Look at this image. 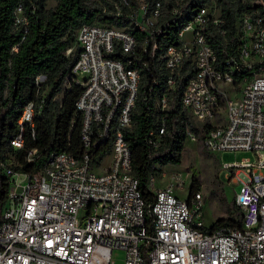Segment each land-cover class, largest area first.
I'll use <instances>...</instances> for the list:
<instances>
[{
    "label": "built area",
    "instance_id": "2783aa9c",
    "mask_svg": "<svg viewBox=\"0 0 264 264\" xmlns=\"http://www.w3.org/2000/svg\"><path fill=\"white\" fill-rule=\"evenodd\" d=\"M107 1L111 16L125 18L140 37L125 27L100 24H83L74 31L76 54L67 79L79 87L73 108L79 117L80 151L50 153L39 166L24 171L21 164L0 161V175L7 181L0 207V264H264V0H251L239 12L235 45L222 66L206 37L208 28L224 35L215 0L196 7L189 19H179L175 43L160 51L154 37L170 23L162 28L157 23L166 0H151V8L147 0H132L136 8L125 14L121 8L129 7L128 0ZM179 4L173 0L169 8L172 20L181 15ZM12 28L26 31L19 4L12 12ZM116 51L124 60L113 56ZM145 57L155 59L165 72V87L152 99L153 111L164 114L168 95L186 79L179 106L193 122L205 125L204 148L255 154L254 161L221 164L227 180L238 185L233 203L241 213L240 227L207 232L200 191L185 199L175 195L184 188L178 172L161 187L156 186L158 174L150 172L147 189L153 199L144 203L121 131L130 127L141 82L132 63L142 59L148 69ZM68 86L64 80L63 90ZM41 102L21 108L14 123L17 134L8 141L12 149L22 148L24 129L32 136ZM164 126L161 119L148 131L150 149L160 145ZM185 138L196 142L188 130ZM106 142L107 153L93 162ZM35 153L26 150L24 163L31 166Z\"/></svg>",
    "mask_w": 264,
    "mask_h": 264
},
{
    "label": "trees",
    "instance_id": "16d2710c",
    "mask_svg": "<svg viewBox=\"0 0 264 264\" xmlns=\"http://www.w3.org/2000/svg\"><path fill=\"white\" fill-rule=\"evenodd\" d=\"M51 1L53 5L46 8V0H0V161L21 164L19 169L23 171L39 166L50 153L79 154V117L73 108L79 87L67 79L76 54L74 31L83 24H100L125 27L128 32L136 35L127 26L125 18L111 16L110 3L107 0ZM207 1L180 0L181 15L172 20L169 8L173 0H166L157 23L160 27L165 21L170 20V23L159 36L154 37L158 51L175 43L179 19H189L188 16L195 8ZM250 1L244 0L242 3L241 0H215L223 19L221 28L224 29V35H219L214 28H208L206 37L220 66L226 52L235 45L233 38L236 17L239 12L249 8ZM128 2V8H121L123 14L136 8V3L132 0ZM147 2L151 8V0ZM17 4L26 19L25 33L21 28H12V12ZM102 8L104 12H101ZM185 10H189L188 13H185ZM12 46H15V50H11ZM70 47L74 48L73 51L65 55L66 49ZM113 56L124 60L117 51ZM141 60L132 63V67L137 68L141 75V82L130 114V127L123 129L121 134L130 154L131 175L137 180L138 190L146 204L153 199L147 189L148 174L153 171L159 174L161 168L166 165L180 164L186 130L194 133L196 143L205 151L206 149L202 143L205 125L193 122L179 106V97L186 79L176 83L174 91L168 95V109L164 114L155 112L152 109V99L160 96L165 87V72L155 59L145 57L149 70L142 66ZM39 76L42 79L36 82L35 79ZM152 78L157 81L155 85ZM64 80L69 83L65 90L62 88ZM39 99H42V102L39 116L34 118L32 124V136L27 128L24 129L22 148L12 149L8 141L17 134L15 119L24 104L30 101L37 102ZM161 119H164L165 126L160 145L156 149H150L146 144L147 133L150 129L157 128ZM108 142L100 149L93 162L97 163L107 153ZM28 149L36 151L35 161L31 166L24 163L25 152ZM6 182L0 175V207L5 199ZM196 191L198 181L196 174L192 173L188 195ZM226 211L229 213L227 217L216 218L205 230L211 232L224 226L240 227L241 213L233 201Z\"/></svg>",
    "mask_w": 264,
    "mask_h": 264
},
{
    "label": "rangeland",
    "instance_id": "374dc122",
    "mask_svg": "<svg viewBox=\"0 0 264 264\" xmlns=\"http://www.w3.org/2000/svg\"><path fill=\"white\" fill-rule=\"evenodd\" d=\"M52 5L51 0H46V8ZM40 79L37 77L38 81ZM203 150L202 146L196 142L185 139L180 164L162 167L161 170L165 173L163 176L157 175L156 186H163L170 181L173 172H178L184 181V188L176 189L174 192L180 199H185L188 194L190 175L195 173L198 191L203 197L202 220L206 226H209L216 218L228 216L226 208L234 200V194L238 191V185L227 180L221 164L239 161L243 158L254 161L256 156L251 151L209 153ZM107 163L108 158L106 157L102 165L106 166ZM112 256L117 257L118 254L113 252Z\"/></svg>",
    "mask_w": 264,
    "mask_h": 264
}]
</instances>
